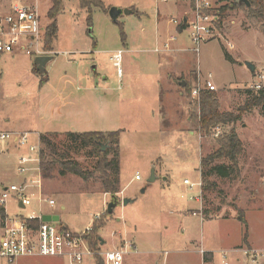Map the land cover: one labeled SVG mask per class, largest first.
Listing matches in <instances>:
<instances>
[{
	"label": "rangeland",
	"instance_id": "374dc122",
	"mask_svg": "<svg viewBox=\"0 0 264 264\" xmlns=\"http://www.w3.org/2000/svg\"><path fill=\"white\" fill-rule=\"evenodd\" d=\"M103 1L110 10L136 6L148 15L141 18L136 14L124 15L123 20H119L126 24L124 30L131 47L137 49L130 54H122L121 70L125 71L127 65L134 72L159 74L164 70L157 68L158 64L169 63L170 73L190 74L192 84H188L183 94L177 96L174 107L179 115L178 121L173 126L171 121L164 125L165 130L170 132L168 135L147 137V130L152 132L156 129L152 123L139 122L140 128L129 124L131 130L123 134L120 144L121 193L118 196L120 201L123 198L136 201L115 208L112 219L98 232L104 244L101 242L97 251L90 250L96 257L100 256L99 252L104 254L123 249L124 264H264V105H252L249 99L251 92L256 91L254 84L260 82L264 88L263 34L243 10L231 11L213 30L211 39L200 46L199 52H180L177 56H182L183 61L176 64L168 56L169 59L162 60L165 54L154 51L157 19L160 16L181 21L180 18L190 11L188 0ZM17 2L27 4L25 0H0V14H6ZM29 2L37 8L47 28L51 0ZM87 20L88 15L79 0H63L58 16L60 29L54 47L56 51L72 46L83 49L102 38L103 42L111 45L112 51L100 55L98 60L91 55H83L90 59L82 60L81 71H96L103 76L102 79L106 76L108 82L116 81L118 67L111 58L119 52L118 49L125 47L121 30L109 15L98 9L93 13L91 28ZM179 35L186 41V47L193 49L190 31L185 30ZM222 46L236 63L225 58ZM63 55L54 56L55 60L48 64L46 71L49 75H59L67 69L66 56ZM34 60L35 57L25 52L0 60V135L9 134V130L19 131L34 117L37 106L35 93L40 78L33 72ZM246 62L254 65V72L245 66ZM207 79L217 86L215 93L221 111L240 114L241 117L233 125L219 126L212 135L205 136L200 132L198 118L200 99L194 98L189 89L204 88ZM169 119L167 116V121ZM231 128L235 129L244 147L239 158L240 175L223 178L213 174L208 181L214 184V189L202 192V208L195 199L201 194V159L217 148L219 134ZM27 136L28 146L23 148L24 153H17L11 142L0 138V200L6 187L20 185L26 178L37 180L41 177L42 192L56 200L61 218L59 224L73 233L91 234L95 217L100 218L112 202L111 196L103 192L100 173L85 181L72 174L61 176L56 169L52 177L43 178L36 161L27 166L28 173L20 175L19 156L27 155L29 146L40 144L36 135ZM63 139L64 136H60L57 140ZM7 144H10L9 147H6ZM89 152L81 150L72 158L85 170L93 171L97 160ZM34 158L37 160V154ZM158 158L161 161L156 162ZM215 164L230 163L223 160ZM153 169L157 180L149 183ZM186 179L197 183V186L191 190L189 185L184 184ZM143 189L145 192H142ZM28 190L29 194L32 193L33 205L23 210L15 198L10 197L4 206L7 216L38 213L39 190L35 186ZM62 204L66 206L64 210L59 209ZM240 211L244 212L247 221V243L244 242L246 226L239 220ZM3 226L4 220L0 216V240ZM202 251H205L204 255ZM208 253L213 260L205 263L204 258H210ZM95 257L85 256L81 264H95ZM0 264L7 262L0 258ZM14 264H69V261L63 257H23Z\"/></svg>",
	"mask_w": 264,
	"mask_h": 264
},
{
	"label": "crops",
	"instance_id": "0c3cea01",
	"mask_svg": "<svg viewBox=\"0 0 264 264\" xmlns=\"http://www.w3.org/2000/svg\"><path fill=\"white\" fill-rule=\"evenodd\" d=\"M114 8L121 10L122 12L125 10L119 7ZM96 9L98 8H95L93 13ZM127 9L132 10L133 14H135L134 11L140 13V18L144 17L145 14L148 16L147 13H143V11L141 12V10L136 6H128ZM84 11L86 12V10ZM106 14L111 18L110 11ZM186 14H188V12H186L180 19L185 18ZM124 15L132 14L122 13L117 20H113L112 18L111 20L116 24V21L123 20L122 17ZM159 15L160 14L158 13V16ZM173 20V18L168 20L165 18H160V16L157 19L158 24L154 42V51L165 54L162 60L169 59L166 57L168 56L170 57V60H173L176 62V64H178L180 61H183V57L177 55L182 51H192V48L186 47V41L181 38V35H179L182 33L178 32V26L172 22ZM124 26L126 27L125 23ZM59 29L60 27L58 22V34ZM185 30L188 29L186 28ZM54 46L55 41L52 51H48L47 55L53 56L52 61H54V56L65 54L67 69L59 75H49L46 71L47 79L43 85H41L42 76L39 75L40 78L37 82L38 88L35 93L37 106L33 113L34 117L31 118L32 121L30 119L26 125L23 124L22 129H19V131H7L9 134L16 136L33 134L36 135L39 140L40 134H59L60 136H63L69 132L109 133L121 131V144L123 134L131 130V125L129 124L133 123V126H138L140 128V125H138L139 122L141 124L147 123L148 125L152 123L156 128L152 132L147 130V137L152 135H154V137H157L158 135L166 136L170 133L169 131L165 130L164 125H167V123L171 121V125L173 126V124L178 121L179 115L175 112L176 108L174 107V103L177 100V96L183 94V90L187 87V85L192 84V76L190 74L186 75L184 73H170L168 71L169 63L158 64L157 68L164 70L163 72H166H161L159 74H148L139 71L134 72L131 71V69L126 65L125 71L121 70V73L118 72L116 81L108 82V77L105 76L104 79H102L103 76L96 71L93 73L81 71L82 60L90 59L83 57V55H91L93 56V59L95 58L98 60L100 55H105L112 51L110 49L111 45H107L105 42H103L102 38L101 40H94L93 45L91 44L90 46H87L86 48L84 47L83 49H77L76 47L72 46L66 48L64 51H56ZM124 46L125 47L123 49H118V51L130 54L134 52V50H137L136 48L131 47L128 36L126 45ZM22 52V50L17 49L12 54L1 56L0 60L7 56L12 57L14 55H18ZM76 55L80 56L75 57ZM127 63L128 62L126 61V64ZM35 70L36 67L33 70L34 73H36ZM146 82H148V85ZM181 82H185L186 85L181 86ZM172 105L173 107H170ZM167 116L170 118L169 121H167ZM187 119L189 120V117ZM189 133L192 135V131ZM11 143V146L13 145L14 151L17 153H24L23 148L19 147L13 142ZM8 145L10 144H7L6 147H9ZM159 161H161V159L158 158L156 162ZM30 195H32V193ZM106 195L109 196V194ZM44 196H48L49 198L55 200V198L50 195L44 194ZM201 197L202 186L200 196L196 197L195 199L201 203V207L203 208V198ZM46 207H48V209H46ZM65 208L66 206L62 204L60 205L59 209L64 210ZM57 209L58 207L52 208L46 204H39L38 213L32 214H39L42 212L44 215H59ZM119 218L123 217L119 216ZM120 220L121 219L118 221ZM249 245L251 247L250 243ZM132 246L135 247V244H132ZM204 253L202 255H204ZM208 254H210V258L207 257L206 259L205 257V263H210L211 260H213L211 253Z\"/></svg>",
	"mask_w": 264,
	"mask_h": 264
},
{
	"label": "trees",
	"instance_id": "16d2710c",
	"mask_svg": "<svg viewBox=\"0 0 264 264\" xmlns=\"http://www.w3.org/2000/svg\"><path fill=\"white\" fill-rule=\"evenodd\" d=\"M82 9L86 10L88 15V25L91 28L93 25V10L95 8L101 9L108 13L109 8L106 7L102 0H79ZM226 4L219 9V25L229 12L234 10H243L247 18L251 20L253 25L257 27L264 36V0H248L250 6L239 4L238 0H221ZM52 6L47 13L50 24L46 28L44 36V50L52 51L54 41L58 36V22L57 17L62 10V0H51ZM137 16L140 13L134 11ZM116 24L121 30V37L123 45H126L127 36L124 30V25L116 21ZM186 25L183 23L178 26V32L183 33ZM225 58L232 62L236 61L228 54L226 49L222 46ZM36 74L38 72L35 70ZM46 74L41 77V85L46 82ZM190 93L191 90L189 89ZM250 98L252 105H264V88L251 92ZM240 114L230 112H222L221 105L217 94L214 91H202L200 95V114L199 125L200 132L207 136L212 135L213 130L219 126H230L240 119ZM62 141L57 140L59 134H40L39 135V170L43 178H50L53 172L57 169L61 176L72 174L81 177L85 181H89L95 177L96 173H100L103 192L112 197V202L120 201L118 194L120 190V136L121 131L103 133V132H88V133H73L69 132L63 135ZM219 138L216 139L217 148L212 153L201 159V177H202V192H209L214 189V184L210 183L208 179L217 174L223 178L232 175H240L239 158L244 152L243 143L238 137L234 128L225 130ZM90 150V155L96 158V166L93 171L85 170L82 165L72 158L73 154H78L81 150ZM229 161V165H217V161ZM0 216L2 220L7 217L4 206H0ZM113 214L106 211L100 216L95 217L91 226L89 235L84 236L92 251H97L102 239L99 237V230L104 228L112 219ZM239 220L246 226L244 234V242H248L249 232L247 228V221L244 212H239ZM38 225V221H34ZM67 231H70L68 227ZM99 252V251H98ZM207 259V258H206ZM95 264H105L100 256L95 257ZM207 261V260H206Z\"/></svg>",
	"mask_w": 264,
	"mask_h": 264
},
{
	"label": "built area",
	"instance_id": "2783aa9c",
	"mask_svg": "<svg viewBox=\"0 0 264 264\" xmlns=\"http://www.w3.org/2000/svg\"><path fill=\"white\" fill-rule=\"evenodd\" d=\"M25 1L29 5L17 2L10 7L6 14H0V57L12 54L17 49L32 57L47 55V51L44 50L46 27L43 24L42 16L34 4L29 2L33 0ZM163 1L168 2V0ZM188 2L190 11L186 17L182 18L181 21L174 19L172 22L177 26L183 23L186 25L191 33L192 50L199 52L200 46L211 39L213 30L217 28L219 9L226 4V1L188 0ZM122 54L120 51L111 59L114 65L118 67L119 73H121L119 63ZM253 88L260 90L262 85L259 82L254 84ZM202 91L215 92L217 86L210 79H207L204 88L194 87L191 90V95L200 99ZM0 138L4 141L13 142L21 148L28 146L27 135L1 134ZM39 150L40 144L38 146L31 145L27 155L19 156L18 173L20 175L30 171L27 168L30 163L37 161L39 164ZM34 154H37V160L34 158ZM24 180L20 185L13 184L4 189L0 200L2 206H5L8 198L14 197L21 209L26 210L31 207L33 201L28 189L35 186L39 190L38 201L40 205L46 204L52 208L57 207L54 199L44 196L41 177L37 180L27 178ZM184 184L189 185L191 189L197 185L189 180H185ZM200 185L202 186V183ZM43 216L42 212L27 216H7L4 220L3 234L0 240V258L4 259L7 264H14L17 259L23 257H63L68 259L69 264H81L85 256L95 257L84 238L86 232L77 234L64 230L59 223L44 221ZM34 221H38L39 224H34ZM202 253L204 252L202 251ZM99 255L105 264H124L125 251L123 249L107 251L104 254L99 252Z\"/></svg>",
	"mask_w": 264,
	"mask_h": 264
},
{
	"label": "water",
	"instance_id": "95a60500",
	"mask_svg": "<svg viewBox=\"0 0 264 264\" xmlns=\"http://www.w3.org/2000/svg\"><path fill=\"white\" fill-rule=\"evenodd\" d=\"M239 4H245L247 6H250V3L248 2V0H238ZM133 14L132 10L126 9L124 10V12H122L121 10H118L116 8H113L112 10H110V16L113 20H117L119 18V16L122 14ZM184 22H186V19H184ZM53 60V56H38L35 58L34 60V66L36 67V71L38 72V74L40 76H45L46 74V67L48 65L49 62H51ZM245 66L251 71L254 72L255 71V67L252 63L250 62H246ZM185 82H181V86H185ZM157 180L156 175H155V169L152 170L151 173V177L149 178L148 182L149 183H153ZM142 192H145V189L142 190ZM136 201V199H132V198H123L121 199V201H115V202H111L108 205L107 211L110 214L114 213V210L117 206H127L129 204H133ZM43 220L47 221V222H56V223H60V216L59 215H44L43 216ZM62 228L64 230H66V226H62ZM102 244H104V241L102 240Z\"/></svg>",
	"mask_w": 264,
	"mask_h": 264
}]
</instances>
